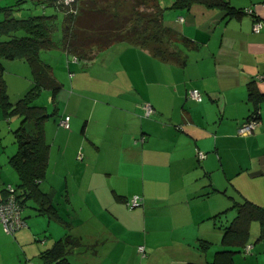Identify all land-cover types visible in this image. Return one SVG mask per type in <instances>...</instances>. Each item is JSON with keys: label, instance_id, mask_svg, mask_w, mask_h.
Wrapping results in <instances>:
<instances>
[{"label": "crops", "instance_id": "0c3cea01", "mask_svg": "<svg viewBox=\"0 0 264 264\" xmlns=\"http://www.w3.org/2000/svg\"><path fill=\"white\" fill-rule=\"evenodd\" d=\"M227 1L235 11L195 3L172 12L181 25L169 29L172 47L185 57L183 63L124 41L94 48L85 62L60 45L53 47L61 48L65 60L42 58L59 84L55 91L42 90V101H36L46 114V167L39 193L25 197L33 209L27 228L10 236L0 224V240L15 247L3 245L0 264H19L27 250L44 264L39 254L67 235L80 242L67 254L70 264H103L115 248L120 255L127 248L141 254L138 246L146 262L203 264L227 249L233 233L224 232L239 204L264 209V96L257 104L249 97V83L264 93V27L252 28L255 20L264 22V0ZM0 65L14 103L33 82L30 64L0 57ZM191 88L202 92V101L188 97ZM145 104L153 114H145ZM255 108L259 125L239 134ZM65 115L69 127L60 124ZM21 126L22 136L36 135L34 121L22 123L19 114L7 115L0 106V160L8 163L3 167L0 161V197L7 184L20 182L9 159L18 149ZM10 132L6 145L4 133ZM10 168L16 184L2 175ZM135 194L141 203L128 208L125 200ZM40 231L48 234L44 249L26 250ZM245 238L251 245L246 256L264 264V219L251 220ZM238 252L233 264L242 260Z\"/></svg>", "mask_w": 264, "mask_h": 264}, {"label": "trees", "instance_id": "16d2710c", "mask_svg": "<svg viewBox=\"0 0 264 264\" xmlns=\"http://www.w3.org/2000/svg\"><path fill=\"white\" fill-rule=\"evenodd\" d=\"M20 1L16 0V4H19ZM31 1L35 5L41 6L43 9L42 14L16 18L12 16L15 2L0 6V11L5 13L4 18L0 20V57L6 59L21 58L28 61L33 74V82L30 88L14 103L10 102L0 75V106L5 114H19L22 117V123L34 121L37 128L35 136L26 137L19 134L22 126L16 130L18 149L9 159L20 175V182L14 187V190L22 209L25 206L26 196L35 197L39 193L38 183L43 178L46 167L45 146L41 130L42 119L46 114L45 108L37 104L35 100L42 90L55 91L59 87V84L49 75V64L41 58V50L60 45L67 53L78 59H89L92 57L94 48H106L114 41H124L142 47L143 44H137L136 42L145 33L144 28L139 29L135 25H128V17L119 18L118 15L109 12L111 4L116 3L118 0ZM131 1L135 5H141L147 0ZM155 3L159 10V17L157 20H153L154 24L156 23V26L164 34L172 37L173 34L170 33L171 31L169 32L171 27L163 23V7L158 0H155ZM195 3H202L207 6L217 5L226 8L227 13L235 11L228 5L227 0H173L170 8L182 10ZM46 8H49V10H44ZM241 11L243 12V8ZM58 14L62 16L60 25L62 32L59 43L52 38L53 31L58 27L56 24ZM183 41V45L187 47V43L190 42L189 39L184 37ZM167 52V56L163 55V52H160L157 48L154 55L178 59L182 63L185 61V57H180L173 48ZM262 96H264V93L258 92L252 86V83H249L250 99L257 104ZM254 113L256 114V108L251 115ZM37 209L41 210L40 207ZM237 209V215L224 232L225 235L233 233V237L229 236L227 249L217 251L212 262L203 264H233L232 254L243 251V248L247 245H245L247 224L253 219H264V209L257 210L246 203L239 204ZM236 226H238L237 230H235ZM79 245L78 238L67 235L64 240H58L52 248L42 251L39 255L44 264H70L65 257L74 247ZM242 246L241 250L240 247Z\"/></svg>", "mask_w": 264, "mask_h": 264}, {"label": "rangeland", "instance_id": "374dc122", "mask_svg": "<svg viewBox=\"0 0 264 264\" xmlns=\"http://www.w3.org/2000/svg\"><path fill=\"white\" fill-rule=\"evenodd\" d=\"M7 1V2H6ZM159 3L161 4V6L163 7V23L166 26H169L173 29L179 30L181 25L179 23H177L176 21V16L175 14H173L172 12H174V9L170 8V4L172 3L173 0H158ZM15 5L13 6V11H12V16L16 17V18H25L28 16H33V15H39L42 14L43 9L41 8L40 5H35L33 4V2L31 0H21L19 2V4H16V0H12L11 2H8V0H0V6H4L7 5L8 3H14ZM44 10H49V8H46ZM109 12H112L115 15H118L119 18L121 17H128L129 21H128V25H135L137 26L139 29H145V33L143 35L140 36L138 42H136L137 44H143L144 46L142 47H147L151 52L155 53V51H157V48L160 50V52H163V55L165 54L167 56V51L171 50L173 47L172 45V37L168 34H164L163 31L161 29H159L156 26V23L154 24L153 20H157L159 17V10L158 7L155 3V0H147L144 4L141 5H135L133 4V1L131 0H118L116 3H112L109 9ZM4 11H0V20L4 18ZM56 24H57V28H55V30L53 31L52 34V38L54 41H56L57 43L60 42L61 39V20H62V16L61 14H58L57 18H56ZM5 38V37H4ZM143 38H145L146 40H144ZM3 39V36H2ZM165 48H167L165 50ZM61 48L58 47H53L51 49V54H47L45 53L46 50H41L40 52V56L41 58H43L44 56L47 59H53V58H58L59 56L62 57V60L66 59V55L62 53V51L60 50ZM57 52V53H55ZM161 55V54H160ZM70 56H73L70 54ZM162 57V56H161ZM72 59V58H71ZM80 61H87L85 59L79 58ZM58 64V63H57ZM32 81V78H31ZM43 96L45 95V93L43 92L42 94ZM11 99V98H10ZM35 101H42V96H38L37 99ZM36 103V102H35ZM12 133H4V140H5V144L6 145H10L12 138ZM0 161H2L1 163L3 164V167L7 166L8 167V163L6 162L5 159H1ZM9 171L10 173H7V169H4L2 171V175L4 176H9V181L10 183H17L18 179L16 174L13 175L12 169L10 168ZM11 172H12V177H11ZM32 203V202H31ZM31 203H27L24 207V209L22 210V216L25 217L24 221L26 223V226H23L21 228H19L18 230H16L14 233H7L4 229L3 232L5 234H8L10 236H14L15 233L19 230H23L27 228V220H31V212H33V209L31 208ZM132 209V208H131ZM27 219V220H26ZM1 224V223H0ZM2 225V224H1ZM3 228V226H2ZM38 229H42L43 226H38ZM46 237H48V234L44 233V231H40V232H35V236L34 238H32L33 240L31 242H28L27 244L24 245V248L29 249V248H36V251H41L44 249L43 244L44 241L46 240ZM4 239L0 240V250L1 248L3 249V245L7 248L9 243H3ZM132 243V242H131ZM47 245V244H45ZM128 244L126 243V245H122L119 247H127ZM133 246H135V244H133ZM118 246L117 248L120 249ZM9 249H15V247L13 246H9ZM21 251L24 249L22 247ZM6 250V249H3ZM29 252V255L23 254V256H21V262L19 264H39L38 261V257L37 256H32V254H34L33 252H31L30 250H27ZM35 251V250H34ZM116 248L115 250L112 252V254L107 257L104 261L103 264H154V258H152L150 261L146 262V256H141V254H139L138 252L134 251V250H127L125 251L124 255H120V254H116ZM32 253V254H31ZM38 253V252H37ZM235 256L242 258V260L238 261V264H253V261L255 260L254 257L253 259L251 258L252 255H248L246 256V254L243 251H240L238 253L235 254ZM66 259H70L72 260V258L69 256L65 257ZM74 261V260H73ZM156 263V262H155Z\"/></svg>", "mask_w": 264, "mask_h": 264}, {"label": "built area", "instance_id": "2783aa9c", "mask_svg": "<svg viewBox=\"0 0 264 264\" xmlns=\"http://www.w3.org/2000/svg\"><path fill=\"white\" fill-rule=\"evenodd\" d=\"M246 11H251L249 8H244ZM264 27V22L261 20H255L253 22V30L258 32L261 28ZM188 97L195 100V101H202L203 94L197 88H191L188 92ZM145 114L151 115L154 113V109L150 104H145ZM69 115H65L60 120V124L64 127H69ZM260 120L257 114H252L249 118L243 121L238 129L237 132L241 135L250 134L254 131L255 127L258 126ZM199 156H203L204 153L201 151L197 152ZM14 186L11 184H7L5 187V194L0 197V223L3 226V229L7 233H14L19 228L26 226V223L22 217V206L18 202ZM141 203V197L137 194L132 195L129 199L126 200V205L129 208H134ZM251 249V245L247 244L243 251L245 254H248ZM138 250L141 254H144L143 246H138Z\"/></svg>", "mask_w": 264, "mask_h": 264}]
</instances>
